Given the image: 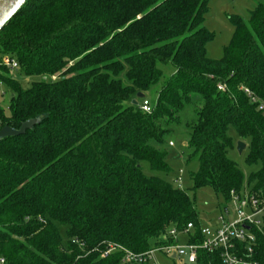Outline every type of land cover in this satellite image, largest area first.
<instances>
[{
  "label": "trees",
  "instance_id": "trees-1",
  "mask_svg": "<svg viewBox=\"0 0 264 264\" xmlns=\"http://www.w3.org/2000/svg\"><path fill=\"white\" fill-rule=\"evenodd\" d=\"M211 1L28 0L0 31V52L34 78L23 87L0 65V84L10 90L0 128L38 119L0 139V258L7 264H135L123 262L122 251L101 255L109 242L135 253L177 243L170 230L190 222L196 234L187 240L200 242L187 190L142 166L170 171L169 126L195 98L192 188L231 199L233 190L264 187V1L248 21L229 16L234 32L220 58L207 49L215 38L205 26ZM162 64L175 72L166 75ZM160 83L152 111H143L138 93ZM232 133L249 146L247 164L259 166L247 181L228 157ZM60 226L69 229L66 243ZM74 239L95 251L86 256ZM254 256L264 264V230ZM199 262L223 264L205 250Z\"/></svg>",
  "mask_w": 264,
  "mask_h": 264
},
{
  "label": "rangeland",
  "instance_id": "rangeland-1",
  "mask_svg": "<svg viewBox=\"0 0 264 264\" xmlns=\"http://www.w3.org/2000/svg\"><path fill=\"white\" fill-rule=\"evenodd\" d=\"M264 0H212L209 6V13L206 17L205 26L215 33V38L208 44V54L212 58H220L223 55V49L231 40L234 32V27L229 20L231 15H240L245 21H248L250 11L255 6ZM166 75L175 72L176 68L171 65H161ZM23 87H28L32 77H26L21 73H14ZM161 87V83L152 87L145 95L148 99L154 100L157 98V93ZM0 107L8 113L10 102V90L6 84H0ZM201 105L200 98H195L181 113L180 122L169 126L170 130L166 135L167 147L169 152L168 164L170 171L155 172L151 170L148 162H143L142 166L147 175H158L164 180L170 182L176 187H181L189 193L191 199L198 212V219L203 226H213L217 223V218L224 212V207H228L232 217L236 214V207L231 199H225L221 195H216L213 189L209 186L194 190L191 180V172L198 167L197 159L189 161L188 141L190 138V126L197 120L196 108ZM234 147L228 150V157L234 160L238 166L244 171L245 180L251 172L259 169L258 165H248L247 157L249 155V146H245L242 152L237 148L238 139L234 133ZM243 141V140H241ZM245 142V141H243ZM246 143V142H245ZM182 170L181 184L176 180L180 176ZM61 237L64 243L69 241V229L67 226L59 227ZM178 242L185 244L187 236L180 233L177 237ZM151 263L155 264H187L183 258H174L172 255L166 256L161 252H155L151 256Z\"/></svg>",
  "mask_w": 264,
  "mask_h": 264
},
{
  "label": "built area",
  "instance_id": "built-area-1",
  "mask_svg": "<svg viewBox=\"0 0 264 264\" xmlns=\"http://www.w3.org/2000/svg\"><path fill=\"white\" fill-rule=\"evenodd\" d=\"M0 65L8 68L11 76H14L20 67L14 56L2 52H0ZM219 89L225 90L226 85L219 84ZM244 90L252 96L253 101H257V97L253 96L248 88ZM140 107L150 113L152 111L150 99L144 97ZM260 109L264 111V105H260ZM181 172L182 170L176 179L179 184L182 181ZM231 200L236 207V214L232 217L228 207H224V212L218 216L215 225H201L200 233L203 238L200 242L188 240L185 244L177 242L154 248L146 253H135L119 244L109 242L101 257H106L114 251H122L123 262L155 264L151 263V256L155 252H161L166 256L176 255L175 258H183L187 264H211L199 262V252L205 250L208 253L219 254L223 264H261L254 256V247L257 244V232L264 230V187L254 189L247 185L240 191L233 190ZM193 228L194 224L190 222L183 230L172 228L169 234L177 239L182 233L188 239L196 234ZM73 243L79 244L82 250L86 251V256L95 251V249L87 250L85 243L78 239H74ZM0 264H7L5 258H0Z\"/></svg>",
  "mask_w": 264,
  "mask_h": 264
},
{
  "label": "water",
  "instance_id": "water-1",
  "mask_svg": "<svg viewBox=\"0 0 264 264\" xmlns=\"http://www.w3.org/2000/svg\"><path fill=\"white\" fill-rule=\"evenodd\" d=\"M28 0H0V31L4 26L18 13V11L27 3ZM139 98H144L145 94L142 92L138 93ZM133 104L138 105L137 99L133 100ZM38 123L37 118L28 119L22 123L20 128H13L8 125L0 128V139L8 136L21 135L26 132V130L32 128ZM246 143L239 140L237 143V148L240 152L245 148ZM176 255H173L175 258Z\"/></svg>",
  "mask_w": 264,
  "mask_h": 264
}]
</instances>
